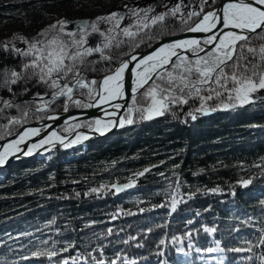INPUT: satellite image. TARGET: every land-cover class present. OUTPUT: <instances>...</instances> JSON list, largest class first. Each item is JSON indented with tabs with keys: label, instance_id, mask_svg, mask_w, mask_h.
<instances>
[{
	"label": "trees",
	"instance_id": "trees-1",
	"mask_svg": "<svg viewBox=\"0 0 264 264\" xmlns=\"http://www.w3.org/2000/svg\"><path fill=\"white\" fill-rule=\"evenodd\" d=\"M31 2L34 0H0V27L15 18L12 12L16 9V15L24 17V8ZM102 9L100 15L104 14ZM42 15L51 20L49 15ZM168 23L179 31L178 19L170 18ZM50 24L14 34L31 38ZM14 34L0 39V43ZM14 44L27 48L18 40ZM145 48L147 45H142L137 51ZM89 59H99V54L94 53ZM21 62L20 57L0 50V67L18 68ZM29 87V93L15 97L18 102L44 91ZM13 88L20 93L23 85ZM0 96L12 98L4 89H0ZM198 103L177 110V118L166 114L152 120L136 119L115 134L15 162L0 171V264H49L46 257H33L32 252L51 248L53 243L60 249L70 242L84 252L85 241H90L91 247L103 245L108 259L121 252L136 264H216L209 256L220 255L225 258L224 264H261L258 257L264 254V246L253 247L252 253L228 249L247 247L244 241L248 240L255 245L261 235L259 229L264 227V174L261 168L254 167L264 163V101L218 108L213 111L214 116L203 118L197 114V119L192 120L185 113ZM218 104V100L209 102L212 107ZM75 109L78 108L70 110ZM62 111L60 106L48 113ZM5 115L17 113L9 109ZM38 120L42 119L33 117L29 123ZM93 120L62 125L59 131L66 135L76 129L90 130L74 125ZM145 168L150 171L135 175ZM177 176L181 187L175 195L183 202L173 212V189L169 184L174 186ZM241 179H251L252 183L243 187L238 183ZM130 182L134 186L119 193L112 187ZM217 187L219 192L208 191ZM93 188L100 192L92 193ZM165 203L167 207H159ZM249 216L253 226L242 222ZM204 227H215L217 231L210 236ZM108 229H112L111 235ZM213 239L221 241L224 253L196 251L214 246ZM179 248L188 255L178 252ZM75 254L72 249L62 255ZM246 256L253 258L241 259Z\"/></svg>",
	"mask_w": 264,
	"mask_h": 264
},
{
	"label": "snow or ice",
	"instance_id": "snow-or-ice-1",
	"mask_svg": "<svg viewBox=\"0 0 264 264\" xmlns=\"http://www.w3.org/2000/svg\"><path fill=\"white\" fill-rule=\"evenodd\" d=\"M156 6H164L166 11L156 13ZM85 7L83 4L80 6L81 9ZM205 7L212 10L205 12ZM124 8L126 11H112L94 19H60L31 38L14 34L11 39L0 43V50L22 59L18 68L0 67V89L7 90L12 97L5 99L0 96V120L7 121L0 123V141L15 136L0 145L3 149L0 151V164L8 155L21 151L19 145L42 131L41 128L24 125L33 117L58 120V115L47 113L55 112L60 106L64 113L73 107L87 109L109 105L117 111L124 108L125 115L119 117V126L123 127L133 124L136 119L152 120L166 114L177 118V110L182 111L185 105L196 101H199L198 105L185 113L192 120L197 119L198 113L206 115L218 108L229 109L264 101V0H189L188 3L178 0L171 6L163 5L161 0L160 5L143 8L125 5ZM126 18H131L132 23L122 26ZM170 18L178 19L179 31L169 25ZM101 25L107 27L102 28ZM180 32L200 35L161 42L164 36H177ZM97 34L102 40L96 44L90 43V38ZM17 40L26 44L27 48L16 47L14 41ZM153 43L158 46L147 54L142 55L137 51L142 45L152 48ZM94 53L99 54V59H89ZM89 74L94 75L90 78ZM17 85H23L20 93L14 91L13 86ZM29 85L43 88L44 91L35 92L30 100L18 102L15 97L29 93ZM128 92L130 97L127 96ZM115 100H125L126 103L112 104ZM213 100L220 101V104L210 106L209 102ZM9 109H15L17 115L6 116ZM103 110L106 116L117 115V111L109 113ZM71 119L75 118L69 117L64 124L68 125ZM114 123L111 119L98 118L77 123L74 127H86L103 134ZM18 128H23V131H18ZM53 138L68 148L89 137L78 133L70 143H65L53 131L39 144ZM36 147L37 144H31L24 154H31ZM261 159L264 161V158ZM254 167L261 168L264 174V163ZM149 171V168H145L135 175L143 176ZM238 183L247 187L252 180L241 179ZM133 186L134 182H130L112 187L119 193ZM180 187L181 181L177 176L175 185L169 184V188L173 189L170 193L173 212L177 204L183 202L178 201L175 195ZM208 191L215 193L220 189L217 187ZM91 192L99 193L100 189L93 188ZM261 204L264 205V201ZM167 206L166 203L159 205ZM242 222L253 226L251 216ZM204 231L211 236L217 229L204 227ZM259 231L261 235L255 245L248 240L244 241L247 247L230 248L228 251L252 253L253 247L264 246V227ZM111 234L112 229H108V235ZM176 239L173 237V240ZM124 243L127 244L128 240ZM164 243V240L160 241L161 245ZM211 245L214 246L197 248L196 251L207 254L225 252L220 240L213 239ZM83 247L85 251L81 252L75 242H70L57 249L53 243L51 248L32 252V256L46 257L49 264H136L135 260L130 261L121 252L111 259L106 258L103 245L91 247V242L85 241ZM72 249L76 250L75 255H62ZM177 251L188 255L183 248ZM56 257L60 259L55 260ZM252 258L246 256L241 259ZM209 259H214L216 264H224L225 258L220 255L209 256ZM258 259L264 264V254Z\"/></svg>",
	"mask_w": 264,
	"mask_h": 264
},
{
	"label": "water",
	"instance_id": "water-1",
	"mask_svg": "<svg viewBox=\"0 0 264 264\" xmlns=\"http://www.w3.org/2000/svg\"><path fill=\"white\" fill-rule=\"evenodd\" d=\"M211 10H212V8L209 7L207 10H205V12L211 11ZM193 35H200V34H191V33H187V32H181L177 36H167V38H163L161 40V42H168L169 40H172V39L187 38V37H191ZM157 46L158 45L156 43H153L152 48L147 47V48H145L144 51L139 50L138 52H140L142 55L147 54L148 52L152 51ZM128 75L130 77V74H128ZM128 84H129V86L131 84L130 78L128 80ZM127 96L130 97V92L127 93ZM111 103L112 104L120 103V104L124 105L126 103V101L125 100H115V101H112ZM103 109H106L107 112H109V113L112 111H117V110L113 109L112 107H110L109 105H101L100 107L69 110V112H67V113H64L63 111L57 112V113H48L47 115H58L60 118L58 120H55V121L42 119V120L36 121L35 123H28V124L24 125V127L41 128L42 131H41L40 135L35 136V137H31L30 139H28L27 141H25L24 143L19 145V148L21 149V151H17V152H14L13 154L8 155L6 157L4 163L0 164V171H3V169H6L8 166L14 164L15 162H25V160H29V159H32V158L37 157V156H47L48 154L52 153L53 151H55L59 148H65L59 141H57L55 139H52L49 142H46L42 145L39 144V141L41 139H46V138L50 137V134L53 131H55L60 137H62L64 139L65 143H70L73 139L76 138V135L78 133L87 135L89 138L86 140L103 138L104 136L115 134V132L119 131L121 128L119 126V117L125 115V110H124V108H121L120 110L117 111V115L115 117H112V116H106ZM214 115H216V113L213 111H210L206 115L200 114V116H202L203 118L214 116ZM69 117L75 118V119L69 120V123L91 120V118L92 119H98L99 118L102 120L111 119V120L115 121V123L113 126H110L107 131L103 132V134H101L100 132L95 131V130H88V129L81 128V129L73 130L72 132H70V134L65 135L59 131V127L62 125H65L64 121L66 119H68ZM47 125H51V127H45ZM18 131H23V128H19ZM14 138H15V136L7 137L5 140L0 141V145L6 143L8 139H14ZM86 140H81L79 143H76V144H81L82 142H84ZM31 144H37L36 149H34L31 152V154L25 155L24 153L28 151L29 146ZM76 144H73V145H76ZM2 150L3 149L0 148V151H2ZM119 186H122V185H119Z\"/></svg>",
	"mask_w": 264,
	"mask_h": 264
},
{
	"label": "rangeland",
	"instance_id": "rangeland-1",
	"mask_svg": "<svg viewBox=\"0 0 264 264\" xmlns=\"http://www.w3.org/2000/svg\"><path fill=\"white\" fill-rule=\"evenodd\" d=\"M61 0H34L24 8V17L16 15L19 13L18 9L14 10L12 14L15 15L14 19L9 20L0 27V39L9 38L15 32L22 31L29 33L31 30H39L46 24L60 19L69 21H77L83 19H94L100 15L101 8L104 14L112 11H122L125 5L130 6L132 2L138 0H108L107 3L102 1L96 2L95 0H65L64 4H60ZM86 5L81 9V5ZM80 9V10H77ZM42 13L50 16L51 20L46 19ZM101 27H107L101 25ZM102 38L97 34L90 38V43H99Z\"/></svg>",
	"mask_w": 264,
	"mask_h": 264
},
{
	"label": "flooded vegetation",
	"instance_id": "flooded-vegetation-1",
	"mask_svg": "<svg viewBox=\"0 0 264 264\" xmlns=\"http://www.w3.org/2000/svg\"><path fill=\"white\" fill-rule=\"evenodd\" d=\"M178 0H162V3L163 5H174L175 3H177ZM189 0H184V3H188ZM161 4V0H138V1H135V2H132V4H130L129 7H148L149 5H160ZM123 11H126V9L124 8L122 10ZM166 11V8L164 6H156L155 7V12L156 13H160V12H164ZM132 23V19L131 18H126L123 22H122V26H125V25H129ZM95 44V43H93Z\"/></svg>",
	"mask_w": 264,
	"mask_h": 264
},
{
	"label": "bare ground",
	"instance_id": "bare-ground-1",
	"mask_svg": "<svg viewBox=\"0 0 264 264\" xmlns=\"http://www.w3.org/2000/svg\"><path fill=\"white\" fill-rule=\"evenodd\" d=\"M54 139V138H53ZM52 140V139H51Z\"/></svg>",
	"mask_w": 264,
	"mask_h": 264
}]
</instances>
